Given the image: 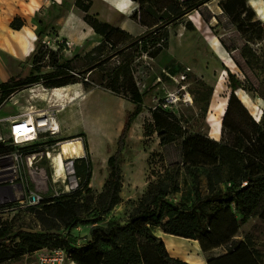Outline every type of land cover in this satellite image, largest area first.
I'll return each mask as SVG.
<instances>
[{"label":"rangeland","instance_id":"rangeland-1","mask_svg":"<svg viewBox=\"0 0 264 264\" xmlns=\"http://www.w3.org/2000/svg\"><path fill=\"white\" fill-rule=\"evenodd\" d=\"M27 1H0V12L6 23L12 27V22L19 19L18 25L23 26L19 30L13 27L12 29L18 32V39L28 41L26 47L28 54L21 60V63H17V73H21L25 78L47 75L55 71L57 63L71 60L75 67L73 73L80 83L83 85L82 81H88L90 84L89 90L84 87L89 97L83 103L88 134L66 137L65 131H61L57 135H50L48 141H51L52 164H48L46 160L40 163L41 166L48 167L50 191L42 195L43 200L34 207H24L16 212H8L4 211L5 207L0 206V228L3 225H9L16 232L20 230L38 233L50 231L59 235H69L76 241H84L89 239L90 231L96 225L126 226L150 204L152 200L150 191L154 193L164 189L170 192L169 198L175 204L189 207L196 201L197 188L202 196L209 195L208 174L212 173V170L184 164L185 139L183 138L173 144L163 146V139L156 131L153 113H159L180 125L187 138L188 135H201L210 139L216 136L214 126L209 120L210 116L214 115L217 124L215 131L219 135V140L216 141L222 140L223 120L220 123V114L227 109L231 95L227 70H231L242 81L245 77L219 41V34L226 32L218 28L217 20L214 19L208 24L198 12H193L182 22L169 27V47L164 49L158 57L149 56V53L157 47V43L149 39L147 44H141L131 52L114 58L116 66L130 58L128 63L131 66L137 90L144 95L145 110L134 122L126 149L122 154L120 202L98 220L100 209L105 202V185L111 173L109 159L117 151V142L126 115L131 109L133 110L134 104L129 98L95 84L94 80L99 77L97 73L92 75L82 73L90 64L84 57L103 42L104 38L95 34L88 35L83 19L84 14L75 6L76 0H41L40 7L34 0L33 4H28ZM93 1L91 13L96 14L100 19L115 27L128 29L126 31L135 37L147 31L145 27L131 19L134 12L139 9L137 3L119 0ZM220 1L216 0L210 4L215 14L221 12ZM252 2L255 9L252 8L264 23V0H253ZM54 3L59 9V12L58 10V13L56 12V18L51 19L50 14L43 16L42 13H47L45 9L49 10ZM186 21H192L195 29L188 30L185 26ZM84 33L87 34L84 35ZM82 35L86 37L84 40L80 38ZM44 40H50L51 45H45ZM61 40L71 41L77 46L70 49L65 43L60 42ZM116 40L119 42L120 38L117 37ZM255 48L259 53H264V42ZM110 49L112 46L108 45L107 51ZM164 69H173L175 77L183 71L187 72L186 83L191 99L187 104L174 105L168 113H163L159 106L167 91L177 89L178 83L172 79H165L164 83L158 84L157 79ZM251 77L254 81H258L256 79L263 81L264 73L256 71V78L252 74ZM38 85L47 88L45 85L37 84L12 93L0 104V115H19L31 109L47 107L41 101L28 102L29 98L23 94L24 91ZM237 95L253 117L259 122H264V100L259 95L245 89H239ZM17 97L20 100L18 104H16ZM53 109L56 112L61 111L60 108ZM205 109H208V112ZM74 110V107H71L69 111L60 112L65 118L71 115L67 118L68 124H71ZM59 116L60 114L58 118ZM91 135L95 140V148L90 144ZM76 138L83 142L84 148L88 141L89 152L85 148V157L74 160L80 186H78L79 192L74 194L73 191L67 190L69 180L66 183L62 180L55 183L54 179L58 176L55 157L61 150V144ZM88 157L91 159V168L82 166L84 165L83 160H88ZM80 166L81 169L78 168ZM231 173L235 172L231 171ZM225 175H230L228 170L225 171ZM225 187V184H218L215 189ZM263 212L264 205L241 228L239 236L226 246H223L214 235L202 236L200 233L197 234V240L182 242L168 238L167 242L170 245L177 244L180 252L185 254L184 257L194 264L214 263L215 259L227 250L231 251L236 248L247 236H251L257 248L264 253V220L261 217ZM153 232L156 235L160 232L164 233L160 228H154ZM118 242L120 248L101 244V248L108 253L105 264H128L125 261L126 257L132 263L143 264L140 257L145 240L131 233H122L119 235ZM150 250L155 255L153 248L150 247ZM3 264L39 263L35 254H26L20 259Z\"/></svg>","mask_w":264,"mask_h":264},{"label":"trees","instance_id":"trees-1","mask_svg":"<svg viewBox=\"0 0 264 264\" xmlns=\"http://www.w3.org/2000/svg\"><path fill=\"white\" fill-rule=\"evenodd\" d=\"M131 1L139 5L131 19L147 29L138 37L101 20L96 14H91L94 4L92 0H76L75 3L84 14V22L104 38L103 42L84 57L90 64L82 73H97L99 77L94 80L95 84L129 98L134 104L133 110L126 115L117 142V151L109 159L111 173L105 185V202L100 209L98 220L120 202L122 154L134 122L145 110L144 95L137 90L128 63L130 58L118 66L115 65L114 58L131 52L141 44H147L149 39L157 43V47L149 56L158 57L169 47V27L182 22L193 12H198L208 24L214 19L217 20L218 28L226 32L219 34V41L242 71L245 80L242 81L231 70H227L231 95L223 119L221 141L201 135H188L187 138L180 125L159 113H153V120L156 131L163 139V146L173 144L181 138L185 139L184 164L212 170V173L208 174L210 194L202 196L197 188L196 201L189 207L175 204L169 198L170 192L164 189L154 193L150 191V204L126 226L96 225L91 229L88 241L80 248L76 245V239L69 235L50 231L16 232L9 225H3L0 228V264L20 259L26 254H35L43 249H64L76 264H105L108 253L101 248V244L120 248L118 238L122 233H131L145 240L140 257L143 264H191L173 257L165 241L158 237L153 229L160 228L166 234L188 240H197L198 233L202 236L212 234L226 246L239 236L241 228L264 205V122L257 121L237 95L239 89H245L264 100V80L254 81L251 77L252 74L256 78V71L264 73V53H259L255 48L264 42V23L248 0H221L219 14H215L210 7L216 0ZM18 22L19 19L12 22L14 29L19 30L23 26L18 25ZM185 26L188 30L195 29L192 21H186ZM117 37L120 38L119 42ZM108 45L112 46L109 51ZM74 70L73 62L64 60L57 63L55 71L47 75L25 78L21 73L17 74L0 84V104L12 93L33 85L42 84L47 88H55L80 83L73 73ZM82 82L89 90V82ZM205 111L208 112V109ZM85 148L89 152L88 141ZM11 150L12 148H0V153ZM83 164L82 166L91 168V159L83 160ZM78 168L81 169V166ZM226 170L230 175H225ZM231 171L235 173L232 174ZM76 175L78 177L77 169ZM218 184H225L226 187L216 190L215 186ZM77 191L79 192V189L72 193L76 194ZM261 217L264 220V212ZM230 254L236 264H264V253L257 248L251 236H247ZM125 261L128 264H136L127 257Z\"/></svg>","mask_w":264,"mask_h":264},{"label":"built area","instance_id":"built-area-1","mask_svg":"<svg viewBox=\"0 0 264 264\" xmlns=\"http://www.w3.org/2000/svg\"><path fill=\"white\" fill-rule=\"evenodd\" d=\"M60 42L70 49L77 46L68 40ZM44 44L50 46L51 41L44 40ZM174 72L173 69H164L157 79L158 84L164 83L165 79L178 83V88L167 91L160 104L163 113H168L174 105L187 104L191 100L186 83L187 72L183 71L176 77ZM59 113L51 107H45L19 115H0V148H12L11 151L0 153V206L5 207L4 211L16 212L24 207L37 206L43 200L42 195L50 191L48 167L40 163L46 160L52 164L51 141L48 138L62 130ZM74 162L71 171L68 170L70 163L67 162L63 174L57 173L54 179L55 183L59 180L66 183L69 180V192L79 188ZM87 241H77L76 245L80 248ZM35 255L39 264H76L64 249H43Z\"/></svg>","mask_w":264,"mask_h":264},{"label":"crops","instance_id":"crops-1","mask_svg":"<svg viewBox=\"0 0 264 264\" xmlns=\"http://www.w3.org/2000/svg\"><path fill=\"white\" fill-rule=\"evenodd\" d=\"M0 1H2V0H0ZM119 1L133 2L131 0H119ZM34 2L36 4H39V7L42 4L41 0H34ZM27 3L33 4V0H28ZM93 3H94V1H93ZM133 3L136 4L135 2H133ZM51 9H53V10L51 11ZM57 10L59 12V9L57 8V4L54 3V6L51 7L49 10L45 9V11H47V13H45V14L42 13V15L48 16L50 14L51 19H55L56 15H57L56 14ZM52 12H54V13H52ZM15 17H16V15L14 16V18ZM85 26L87 28L88 35L89 34L90 35H92V34L97 35L95 33V31L93 30V28H91L89 25H87L85 23ZM119 28L124 29V27H119ZM124 30H128V29H124ZM87 33H84V35H86ZM84 35H82L80 37L81 40H84L86 38ZM97 36H99V35H97ZM99 37H101V36H99ZM72 38L75 40H78L76 37H72ZM27 43H28L27 40L18 39V32L17 31L14 32V30L12 29L10 24L6 23L4 17L2 16V13L0 12V84L8 81L13 76L20 74V73H17V63L18 62L21 63V60L28 54L27 53L28 51L26 52ZM73 107L75 110L72 113L71 123H75V125L72 126V124H66L65 123V117L61 116V113H59L60 114L59 121H60L61 129H62L61 131L62 132L65 131L66 137L88 134V131L86 128V118H85V121H83V118L81 116V112H80L79 108L76 105H74ZM225 112H224V114H225ZM72 133H76V134L72 135ZM220 136H221V134H220ZM213 138L215 140H219V135H216ZM157 236L161 237L165 241L167 248L173 257L179 258L183 261L194 264L190 260L188 261V258L184 257L185 254L180 252V250L177 247V244L170 245L167 242L168 238H171V239H174L177 241H182V242H188V239H184V238H180V237H176V236L172 237V235L165 234L162 232H160L159 235H157ZM170 247L175 248L177 253L174 252L175 253L174 254L173 252H171ZM206 264H236V262L231 258L230 249H229L222 256L215 259L214 263L208 262Z\"/></svg>","mask_w":264,"mask_h":264},{"label":"bare ground","instance_id":"bare-ground-1","mask_svg":"<svg viewBox=\"0 0 264 264\" xmlns=\"http://www.w3.org/2000/svg\"><path fill=\"white\" fill-rule=\"evenodd\" d=\"M253 0H248L249 4L251 7L254 8V4L252 2ZM255 9V8H254ZM260 18V17H259ZM262 19V18H260ZM29 99L27 100L28 102L30 101H41L44 102L47 107L51 108H60L61 113L65 111H69L71 107L76 105L80 112L81 116L83 118V121H85V114L83 111V103L88 99L89 95L85 91L84 86L81 83H76V84H70L62 87H55V88H44L43 86H36L34 88H31L29 90H26L23 92ZM20 102L19 98H16V104ZM220 114V123H222L223 117H224V111ZM30 111V110H29ZM70 113V112H69ZM214 116V115H213ZM210 116L209 120L212 122L214 126V133L215 135H218V132L215 131V126L217 125L215 123L214 117ZM71 117L69 114L67 118ZM67 118H65V123H67ZM72 126L75 125V123H71ZM76 133H72L74 135ZM220 134V133H219ZM94 139L92 138V135L90 136V144L92 147L95 148L94 144ZM85 148L83 145V142L79 139H70L67 141H64L61 144V150L60 152L56 155L55 161H56V167H57V173L61 174L66 170L67 162L70 163L68 164V170L71 171V166L72 163L74 162L75 159H83L85 157ZM171 252L177 253L175 248L170 247ZM174 253V254H175Z\"/></svg>","mask_w":264,"mask_h":264}]
</instances>
